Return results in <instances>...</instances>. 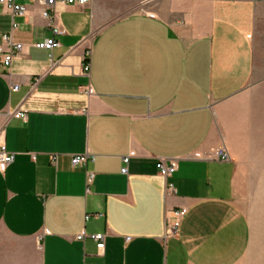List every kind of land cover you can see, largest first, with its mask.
Returning a JSON list of instances; mask_svg holds the SVG:
<instances>
[{
  "label": "crops",
  "instance_id": "0c3cea01",
  "mask_svg": "<svg viewBox=\"0 0 264 264\" xmlns=\"http://www.w3.org/2000/svg\"><path fill=\"white\" fill-rule=\"evenodd\" d=\"M16 3L25 14L0 5V46L13 23L23 45L10 68L0 56V147L15 155L0 172V264H264V219L239 199L264 122V1L128 13L126 0H91L51 18L41 0ZM53 26L60 46L37 49ZM84 155L95 162L74 167ZM159 159L176 173L161 177ZM82 231L106 235L105 250Z\"/></svg>",
  "mask_w": 264,
  "mask_h": 264
},
{
  "label": "built area",
  "instance_id": "2783aa9c",
  "mask_svg": "<svg viewBox=\"0 0 264 264\" xmlns=\"http://www.w3.org/2000/svg\"><path fill=\"white\" fill-rule=\"evenodd\" d=\"M32 2H36L37 0H30ZM91 0H41V3L44 4L46 7V10L44 12V16L46 18H51V12L54 9V6L57 3L62 4H68V5H74V6H81L85 7L89 5ZM159 0H145L147 4L157 3ZM256 1H264V0H256ZM0 5L6 8L12 15V17L20 16L25 14V7L18 5L16 3V0H0ZM18 29V25L13 23L12 25V32L10 35H6L3 37V41L9 46L8 50H5L3 47L0 46V56L2 58V62L5 66V68H10L13 64V61L15 59L16 53H20L23 50V45L21 44H15L12 40V33ZM52 34L53 38L45 40L41 43L35 44V47L39 50H46V51H52L55 48L59 47V42L55 39L57 36H62L65 34V32L56 26L52 27ZM90 58H91V52H88L86 55V61L84 65V71L86 73L90 72ZM13 92H17L19 90V86H13L12 88ZM88 95L93 94V90L89 88L87 90ZM14 117L16 119L20 120H26L27 116L21 112H18L14 114ZM217 157L220 158L222 161L228 162L230 161V156L225 148L220 149L217 151ZM53 160H55V157H52ZM95 162L96 158L95 156H75L72 158V165L74 167L84 165L87 161ZM15 161V155L12 153L7 152L5 146L0 147V172H5L7 168L13 164ZM124 167L121 170V173L123 175L128 174V164H129V158H125L124 160ZM157 169L159 171V174L164 179H168L177 171V165L174 161L167 162L165 159H159L157 162ZM94 181V175L88 174L87 175V185H91ZM167 191L173 192V187L171 185L167 186ZM174 219L171 222L166 221V236L167 237H174L177 235L178 230L180 228V223L182 217L185 215V212L181 210H176L173 212ZM96 217H101L102 215L98 214L95 215ZM92 215L86 216V221H88ZM86 238H90L97 244V249L99 253H102L105 250V239L106 235L104 234H94V235H87L85 231H82L78 236H76V240L83 242ZM127 241H130V239H127Z\"/></svg>",
  "mask_w": 264,
  "mask_h": 264
},
{
  "label": "rangeland",
  "instance_id": "374dc122",
  "mask_svg": "<svg viewBox=\"0 0 264 264\" xmlns=\"http://www.w3.org/2000/svg\"><path fill=\"white\" fill-rule=\"evenodd\" d=\"M156 3L145 0H126L128 13H153ZM252 161L242 165L239 199L245 212L257 221L264 219V122L258 125Z\"/></svg>",
  "mask_w": 264,
  "mask_h": 264
}]
</instances>
